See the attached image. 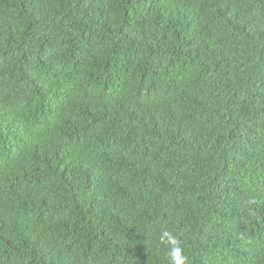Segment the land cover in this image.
<instances>
[{
    "label": "trees",
    "instance_id": "16d2710c",
    "mask_svg": "<svg viewBox=\"0 0 264 264\" xmlns=\"http://www.w3.org/2000/svg\"><path fill=\"white\" fill-rule=\"evenodd\" d=\"M264 264V0H0V264Z\"/></svg>",
    "mask_w": 264,
    "mask_h": 264
},
{
    "label": "clouds",
    "instance_id": "9594fccd",
    "mask_svg": "<svg viewBox=\"0 0 264 264\" xmlns=\"http://www.w3.org/2000/svg\"><path fill=\"white\" fill-rule=\"evenodd\" d=\"M159 243L167 248V256L170 264H186L183 248L178 237L168 229H162L159 235Z\"/></svg>",
    "mask_w": 264,
    "mask_h": 264
}]
</instances>
